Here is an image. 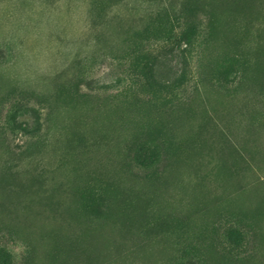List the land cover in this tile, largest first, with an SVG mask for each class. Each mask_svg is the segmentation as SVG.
Returning a JSON list of instances; mask_svg holds the SVG:
<instances>
[{
    "label": "rangeland",
    "instance_id": "374dc122",
    "mask_svg": "<svg viewBox=\"0 0 264 264\" xmlns=\"http://www.w3.org/2000/svg\"><path fill=\"white\" fill-rule=\"evenodd\" d=\"M0 264H264V0H0Z\"/></svg>",
    "mask_w": 264,
    "mask_h": 264
},
{
    "label": "trees",
    "instance_id": "16d2710c",
    "mask_svg": "<svg viewBox=\"0 0 264 264\" xmlns=\"http://www.w3.org/2000/svg\"><path fill=\"white\" fill-rule=\"evenodd\" d=\"M178 15L176 16V19H182L183 26L181 30L177 34L176 38V45L181 49H186L194 40L196 35V26L192 19L194 13L197 12L196 7L188 6V4H185L181 7L179 10ZM147 82L150 81L149 77L147 75H144ZM11 122L12 126L15 129H18L19 131L30 134L33 131H36V127L28 128L26 127V124L23 125L21 123L17 122L16 116L11 114ZM158 138H151L150 140L146 141L145 144H142L141 146H135V148L131 151H129L131 154V161L135 163L139 168L146 169L150 166L153 167L156 170L155 163L157 161V156H154L153 153H151L150 150H148L146 147V143L151 142L153 143V146H156V141ZM127 157L125 158V165L129 166V161H127ZM111 185L103 186L99 183V187L91 191L88 198L82 199L81 201V209L86 215L91 216H101L104 214H109V210H113L115 202L122 200V198L114 187L111 188ZM119 206V203H117ZM113 205V206H112ZM123 205L124 204L123 202ZM122 205V206H123ZM104 207L108 210L105 211ZM122 208V207H121Z\"/></svg>",
    "mask_w": 264,
    "mask_h": 264
}]
</instances>
